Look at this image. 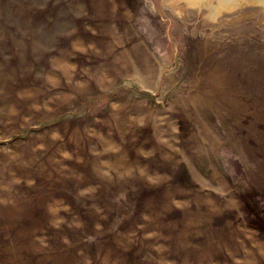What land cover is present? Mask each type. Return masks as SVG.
<instances>
[{"label":"rangeland","instance_id":"1","mask_svg":"<svg viewBox=\"0 0 264 264\" xmlns=\"http://www.w3.org/2000/svg\"><path fill=\"white\" fill-rule=\"evenodd\" d=\"M262 3L0 0V264H264Z\"/></svg>","mask_w":264,"mask_h":264},{"label":"bare ground","instance_id":"2","mask_svg":"<svg viewBox=\"0 0 264 264\" xmlns=\"http://www.w3.org/2000/svg\"><path fill=\"white\" fill-rule=\"evenodd\" d=\"M192 4H200L202 1H207V0H189ZM233 0H221V3H223L224 2V5H222V6H226V5H228V4H230L231 2H232ZM252 1V0H251ZM264 2V0H261V2ZM203 4V3H202ZM263 5H264V3H262ZM206 5V4H205ZM221 9V8H220ZM215 10H217V9H215ZM230 10V9H229Z\"/></svg>","mask_w":264,"mask_h":264}]
</instances>
